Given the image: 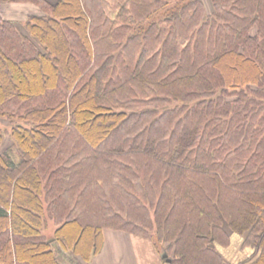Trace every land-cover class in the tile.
Returning <instances> with one entry per match:
<instances>
[{
	"label": "trees",
	"instance_id": "obj_1",
	"mask_svg": "<svg viewBox=\"0 0 264 264\" xmlns=\"http://www.w3.org/2000/svg\"><path fill=\"white\" fill-rule=\"evenodd\" d=\"M14 2L41 15L0 18V264H87L104 229L264 264V0Z\"/></svg>",
	"mask_w": 264,
	"mask_h": 264
},
{
	"label": "crops",
	"instance_id": "obj_2",
	"mask_svg": "<svg viewBox=\"0 0 264 264\" xmlns=\"http://www.w3.org/2000/svg\"><path fill=\"white\" fill-rule=\"evenodd\" d=\"M43 1L56 4L59 0ZM39 15H41L40 9L30 3H0V18L13 22L19 29H22V23L29 17ZM102 234L101 250L87 264H168L162 261L151 244L144 239L112 229H104ZM241 244L242 237L234 234L230 238L229 245L218 247V250L229 264H241L247 262L252 255L251 249L243 248ZM67 253L66 257L75 261L73 256ZM64 259L62 258L63 261ZM245 264L254 263L250 261Z\"/></svg>",
	"mask_w": 264,
	"mask_h": 264
},
{
	"label": "rangeland",
	"instance_id": "obj_3",
	"mask_svg": "<svg viewBox=\"0 0 264 264\" xmlns=\"http://www.w3.org/2000/svg\"><path fill=\"white\" fill-rule=\"evenodd\" d=\"M207 11H210V0H201ZM4 121H1V123H3ZM0 123V126H1ZM5 123V122H4ZM10 145V140L8 138V136H5L3 141H2V145L0 147V150L6 148L7 146ZM54 233V225L51 222H48V225L46 226V229L44 231V234L46 235L47 238L51 237ZM53 248L54 251L56 253V255L58 256L59 260L64 263V264H77L76 260L72 261L71 258H67L66 257V251H63L56 243L53 244ZM162 254H164V251L162 250L161 252ZM70 255V253H67ZM71 256V255H70ZM62 258L64 259V261L62 260Z\"/></svg>",
	"mask_w": 264,
	"mask_h": 264
}]
</instances>
